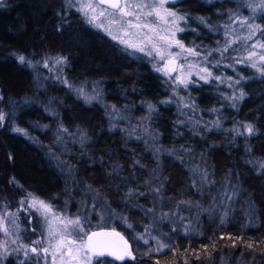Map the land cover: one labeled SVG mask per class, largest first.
Here are the masks:
<instances>
[{
    "label": "trees",
    "instance_id": "1",
    "mask_svg": "<svg viewBox=\"0 0 264 264\" xmlns=\"http://www.w3.org/2000/svg\"><path fill=\"white\" fill-rule=\"evenodd\" d=\"M250 3L259 0H176L171 7L187 17L183 43L207 51L222 46L229 17L251 13ZM258 16L264 26V12ZM21 55L34 67L21 64ZM60 56L67 62L55 65ZM171 82L150 56L87 23L74 0H3L0 213L16 212L30 192L56 213L87 218V233H122L136 257H94L92 264H264V76L246 74L236 107L214 80L185 95ZM81 89L97 98L86 102ZM248 123L255 134H237ZM61 126L68 131L57 142ZM163 213L169 218L159 219ZM17 223L13 236L25 244L45 229L36 210H21ZM149 225L145 244L138 236ZM152 236L171 247L155 251ZM15 247L9 243L0 264H20Z\"/></svg>",
    "mask_w": 264,
    "mask_h": 264
},
{
    "label": "snow or ice",
    "instance_id": "2",
    "mask_svg": "<svg viewBox=\"0 0 264 264\" xmlns=\"http://www.w3.org/2000/svg\"><path fill=\"white\" fill-rule=\"evenodd\" d=\"M175 2L176 0H76L77 11L82 14L87 23L103 28L114 40H118L126 48L145 52L148 56L158 59L163 67L156 70L163 72L176 88L183 86L187 89L190 84L197 83L198 81L194 80L193 76L198 77L199 81L205 83H211L213 80L223 83L224 79L221 76H215L211 68H219L224 59L232 61V63L226 65L227 67L235 69L236 65H246L256 69L261 76H264V26L253 22L258 11L264 12V0L248 5L253 13L252 17H240L232 14L229 17V22L224 25L225 39L223 45L215 49H209L206 52L197 51L196 47H186L182 41L176 39L177 33L185 31L179 24L181 21H185L187 17L170 10L166 6L169 3L175 4ZM2 3L3 0H0V5ZM69 4L72 5V0H69ZM113 28L116 29V34H113ZM212 30L218 31L219 29ZM173 48L178 51L173 52ZM229 51L242 54L229 56ZM214 53L219 54L221 59L215 62L210 61L209 57ZM190 58L198 60V63L189 62ZM18 60L21 64L34 67L32 62L26 60L23 55L19 56ZM66 62L67 58L63 56L56 57L54 60V64L60 66ZM43 63L45 68L49 67L48 60ZM226 79L231 81L229 87H234L239 85L244 77L241 76L240 79L236 80H233L232 77ZM61 82L67 83L64 80ZM79 91L81 95H84L86 102H91V100L97 98L85 95L82 89ZM244 96L245 93L241 91L239 95L229 97L234 101L232 107H236L235 101L243 100ZM162 103H169V101H162ZM194 107V104L184 105V108ZM148 108L149 112L154 110V106L151 104L148 105ZM4 120L5 114L0 111V126H3ZM243 127L245 132L240 133L239 129H235L237 134L252 136L256 132L251 123L245 124ZM14 131L24 132L20 128H16ZM67 131L66 128L61 126L58 130L57 142L62 139L61 133H67ZM259 167L264 169V162L260 163ZM204 178L207 179L206 173ZM9 183L22 189V186L14 178ZM89 190H91L90 186ZM154 191L159 193L160 189L157 188ZM134 194L136 193L132 190L128 193V195ZM139 195H145V193H139ZM227 198L232 199L233 197L228 196ZM180 203L190 205V202L186 201ZM19 204L20 208L16 212L5 210L0 213V233H3L6 237V239L0 240V259L9 254V243L16 245L12 251L22 253L24 259L20 261V264H26V262L40 264V261H43V264H92L94 257H102L105 254L113 256L119 261L136 259L127 241H124L122 250H112V246L108 243L95 239L98 236L109 234L86 233L87 225L85 221L87 218L82 219L80 216L70 218L56 213L49 203L30 192L26 193ZM137 207L140 206L137 205ZM93 208H95V205H93ZM32 209H35L44 218L46 224V228L41 233V238L32 241L30 244L20 242L21 238L18 234L12 239L13 235L20 231V226L17 223L19 212L21 210L27 212ZM105 210L110 209L106 208ZM144 212L146 215L152 214L154 220L156 219L153 209H144ZM168 218L169 214L163 213L159 219ZM121 219L124 220L128 228H132V225L127 223L126 218L121 217ZM183 219V217H180L181 221ZM221 223H224L223 219H221ZM188 231H191V229L185 226V233L187 234ZM151 232L152 226H146L144 234H139L138 238L148 244L149 241L145 239V234L150 236ZM116 235L119 234L116 233ZM229 238L231 239V237ZM151 239L156 242L155 251L157 252L171 247L164 244L158 237L152 236ZM233 247H235V243H233ZM247 247L252 248L253 245L248 244ZM145 255H148V253H145ZM196 258L199 259L198 254H196ZM156 264H159V262L157 261Z\"/></svg>",
    "mask_w": 264,
    "mask_h": 264
},
{
    "label": "rangeland",
    "instance_id": "3",
    "mask_svg": "<svg viewBox=\"0 0 264 264\" xmlns=\"http://www.w3.org/2000/svg\"><path fill=\"white\" fill-rule=\"evenodd\" d=\"M75 2H76V0H74ZM77 5V4H76ZM170 10H172V11H176V10H174L171 6H172V3H169L168 5H166ZM77 7H78V5H77ZM177 12V11H176ZM261 12L260 11H258L256 14H255V17H254V23H256V24H259V25H261V23H259V22H257V18L259 17L258 16V14H260ZM181 15V14H180ZM253 16V13L251 12V13H248L247 15H244L243 17H252ZM186 21V20H185ZM185 21H181L180 22V24H179V26L181 27V28H184V29H186V27H187V24L185 23ZM238 27V26H237ZM100 28V27H99ZM100 29H102L104 32H106L103 28H100ZM112 31H113V34H116V29L115 28H113L112 29ZM107 34H108V32H106ZM182 33L183 32H179V33H177V35H176V39H178V40H180V41H182ZM109 35V34H108ZM110 36V35H109ZM112 37V36H111ZM116 41H118V40H116ZM183 42V41H182ZM184 45L186 46V47H196L197 48V51H205L206 52V50L204 49V48H202V47H200V49L198 48L199 46L198 45H195V44H185L184 43ZM223 45V44H222ZM131 50H135V49H132V48H130ZM175 51H178L177 49H175V48H173V52H175ZM142 53H145V52H142ZM146 54V53H145ZM242 53H237V52H233V51H229V53H228V55L229 56H237V55H241ZM151 58H152V60H153V63H154V65H155V69H157V68H161V67H163V64L162 63H160L159 61H158V59H154L152 56H150ZM220 59H221V57H220ZM219 59V60H220ZM209 60L210 61H212V62H215L216 61V59H213L211 56L209 57ZM179 62H183V61H179ZM189 62H191V63H198V60H196V59H194V58H190V60H189ZM230 63H232V62H227V63H224V61H222L221 62V65H220V67L219 68H216V67H212L211 68V70L213 71V73H214V75L215 76H221L223 79H224V82L223 83H221V82H219V81H215V83L217 84V85H220L221 87H222V89H223V91L227 94V96L228 97H233L234 95H239V93H240V89H241V84H242V82L245 80V78H246V74H254V73H257L258 71L256 70V69H253V68H251V67H249V66H246V65H236V67H235V69H233V68H230V67H227L226 65H228V64H230ZM201 66H203V65H201ZM158 72H160V71H158ZM160 73H162L163 75H164V73L163 72H160ZM244 77V79L243 80H241L240 81V84L239 85H235L234 87H229V84L231 83V81H229V80H227L226 78L227 77H232L233 78V80H236V79H240V77ZM193 79L194 80H197L198 82L197 83H194V84H190V86L191 85H197V84H199V83H204V81H199L198 80V77H195V76H193ZM172 83V82H171ZM172 85L173 86H175L173 83H172ZM176 87V86H175ZM189 88V87H188ZM187 88V89H188ZM177 89H179V91L183 94V95H185L186 93H187V89H185V88H183V86H180L179 88H177ZM97 95H95L94 97H96ZM232 100V99H231ZM185 103V102H184ZM185 104H187V103H185ZM35 209H32V212L34 211ZM30 212H31V210H30ZM45 228H46V224H45ZM112 232H115V233H118L119 235L118 236H120V237H122V238H125V239H127L122 233H120V232H118V231H116V230H111ZM87 233V232H86ZM88 234H90V233H88ZM15 237L13 236L12 237V239H14Z\"/></svg>",
    "mask_w": 264,
    "mask_h": 264
},
{
    "label": "water",
    "instance_id": "4",
    "mask_svg": "<svg viewBox=\"0 0 264 264\" xmlns=\"http://www.w3.org/2000/svg\"><path fill=\"white\" fill-rule=\"evenodd\" d=\"M97 233H106V234H109V235H101V236H98L95 239H97V240H99L101 242L108 243L109 245L112 246V250H122L123 247H124V241H127L128 242V245H130V247L132 249V245H131V243L127 239H125V238L121 239L122 237L116 235V233L115 232H112L111 230L97 231ZM132 252H133V250H132ZM104 256H108V257L116 260L113 256H110V255H107V254H105ZM116 261H119V260H116ZM119 262H122V261H119Z\"/></svg>",
    "mask_w": 264,
    "mask_h": 264
}]
</instances>
